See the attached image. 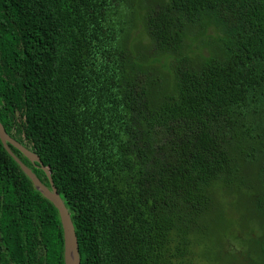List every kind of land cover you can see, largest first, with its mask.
Returning <instances> with one entry per match:
<instances>
[{
    "label": "trees",
    "instance_id": "1",
    "mask_svg": "<svg viewBox=\"0 0 264 264\" xmlns=\"http://www.w3.org/2000/svg\"><path fill=\"white\" fill-rule=\"evenodd\" d=\"M128 9L123 0H0V125L48 171L79 264H197L192 248L220 228L206 219L210 188L235 184L246 162L264 219V0L145 7L140 23L157 54L178 56L188 25L221 34L220 58L175 59L167 87L126 48ZM5 145L0 264H63L57 212L15 159L48 181ZM257 235L231 234L257 251L240 245V258L230 248L236 264H264V228Z\"/></svg>",
    "mask_w": 264,
    "mask_h": 264
},
{
    "label": "rangeland",
    "instance_id": "2",
    "mask_svg": "<svg viewBox=\"0 0 264 264\" xmlns=\"http://www.w3.org/2000/svg\"><path fill=\"white\" fill-rule=\"evenodd\" d=\"M166 0H123L124 4L129 7L127 15L133 23L131 29L127 28L125 36L126 48L134 55H140L141 60L146 61V65L153 72V78L161 79L162 84L172 80L174 74V67L177 66L175 59H183L181 64L189 63L191 66L197 67L205 59L220 58V51L217 47V39L221 36L213 28L205 29L203 32L197 27L188 25L184 32L183 47L178 56H169L155 53L153 45L146 36L143 24L140 23L143 9L153 8ZM127 12V11H126ZM219 45V44H218ZM247 153L248 151L245 150ZM246 165L240 169L239 181L230 187H225L223 184L216 182L210 188V196L212 199V207L210 206L206 213V219H213L219 227H213L210 230V237L206 239H199L201 244L192 248L194 261L197 264H236L232 255L228 254L230 248L237 250L239 257L243 256L240 247L243 246L245 251H248L251 256H257V251L254 243L246 242L240 244L237 241H232L230 236L236 232L238 235H244L249 232H254L258 237L263 230L264 223L263 216L257 213L252 204V197L257 188V179L255 174L250 175L244 170ZM253 166V165H250ZM247 175V176H246ZM243 179V182L240 180ZM238 183V184H237ZM254 186V187H252ZM224 234L214 235L215 232ZM206 233V230H203ZM214 236L215 242L210 239ZM223 236V237H222ZM241 245V246H240ZM228 257V258H226ZM259 263V260H257ZM240 264H248L243 260Z\"/></svg>",
    "mask_w": 264,
    "mask_h": 264
},
{
    "label": "water",
    "instance_id": "3",
    "mask_svg": "<svg viewBox=\"0 0 264 264\" xmlns=\"http://www.w3.org/2000/svg\"><path fill=\"white\" fill-rule=\"evenodd\" d=\"M0 141L4 145V148L7 150L5 144H9L14 149H16L26 160L31 163H36L38 168L43 172L47 181L48 188L43 186L34 175L26 169L22 164H20L16 159V163L19 165L20 169L27 176V178L31 181L34 189L38 191L47 201H49L54 209L57 212L59 223L62 230V244H63V252H62V260L63 264H79L78 252H77V243L76 238L73 232V227L70 222L69 215L64 208L61 200L59 199L56 190L53 186V181L46 170V168L41 164L39 158L28 150L24 149L18 143L9 138L3 128L0 125Z\"/></svg>",
    "mask_w": 264,
    "mask_h": 264
}]
</instances>
